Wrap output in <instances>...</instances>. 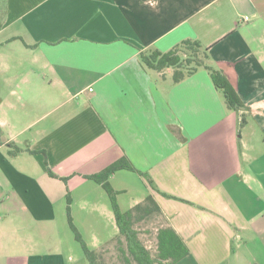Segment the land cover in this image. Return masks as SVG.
Wrapping results in <instances>:
<instances>
[{
    "label": "crops",
    "instance_id": "crops-1",
    "mask_svg": "<svg viewBox=\"0 0 264 264\" xmlns=\"http://www.w3.org/2000/svg\"><path fill=\"white\" fill-rule=\"evenodd\" d=\"M7 1L0 264H84L67 194L84 240L102 249L119 229L86 176L123 156L145 175L109 177L120 208L154 196L161 227L189 249L175 264H264V0ZM187 39L244 107L227 106L206 68L176 83L141 59Z\"/></svg>",
    "mask_w": 264,
    "mask_h": 264
},
{
    "label": "trees",
    "instance_id": "trees-1",
    "mask_svg": "<svg viewBox=\"0 0 264 264\" xmlns=\"http://www.w3.org/2000/svg\"><path fill=\"white\" fill-rule=\"evenodd\" d=\"M7 11V0H0V30L5 25ZM208 58V48L203 47L200 41L190 39L182 41L168 52L163 53L154 50L149 54H141L142 61L150 68L158 71L172 68L173 80L176 83L194 74L200 68H206L211 74L215 87L223 92L227 106L231 109L244 107L234 84L223 71L209 66L207 64ZM18 151H20V148L16 146L11 153ZM121 169H128L145 175L126 156H123L100 172L86 176L101 184L106 190L119 229L117 235L100 250L91 249L76 227L71 212L72 198L70 194H67V219L69 226L74 233L75 239L80 243L88 264H107V245L112 242L115 243L125 264H175L189 254V249L173 228H158L155 255L143 244L136 228L137 224L161 214V208L154 196L148 195L143 202L126 211L121 210L117 200L119 192L109 182V177ZM48 173L51 176L58 177L50 168H48ZM62 179L67 181L65 177Z\"/></svg>",
    "mask_w": 264,
    "mask_h": 264
},
{
    "label": "rangeland",
    "instance_id": "rangeland-1",
    "mask_svg": "<svg viewBox=\"0 0 264 264\" xmlns=\"http://www.w3.org/2000/svg\"><path fill=\"white\" fill-rule=\"evenodd\" d=\"M162 221L163 219L157 215L152 218H148L144 222H141L136 225V228L139 231V237L141 241L146 246V248L150 250L151 253L154 255L156 253V245H157L156 234L158 228H160L161 225L163 224ZM87 245L89 246V244ZM106 257H107V264H125V262L121 259L120 252L117 250L114 242L109 243L107 245ZM83 260H84L83 261L84 264H88L86 258Z\"/></svg>",
    "mask_w": 264,
    "mask_h": 264
},
{
    "label": "built area",
    "instance_id": "built-area-1",
    "mask_svg": "<svg viewBox=\"0 0 264 264\" xmlns=\"http://www.w3.org/2000/svg\"><path fill=\"white\" fill-rule=\"evenodd\" d=\"M249 19V16H245L244 18H243V20H248Z\"/></svg>",
    "mask_w": 264,
    "mask_h": 264
}]
</instances>
